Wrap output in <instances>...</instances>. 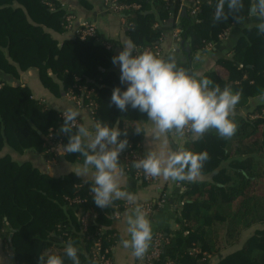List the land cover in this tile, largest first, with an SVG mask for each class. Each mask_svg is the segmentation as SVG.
<instances>
[{
	"label": "trees",
	"instance_id": "obj_1",
	"mask_svg": "<svg viewBox=\"0 0 264 264\" xmlns=\"http://www.w3.org/2000/svg\"><path fill=\"white\" fill-rule=\"evenodd\" d=\"M45 1L52 3L53 9ZM118 2L140 5L123 14L126 33L135 48L160 45L161 23L175 18L179 11V3L172 0ZM251 3L243 0L239 13H230L225 3L228 18L219 22H214L217 0H200L194 16L184 12L176 27L187 44L189 59L199 58L209 45L219 42L220 34L239 24L233 15L249 19ZM66 15L56 0H0V72L18 79L20 72L37 69L41 84L52 94L70 93L83 107L94 103L92 117L97 122L117 125L127 133L120 137L128 141L122 155L130 151L142 154L145 132H135L137 127L129 123L147 121L146 114L131 106L127 111L109 106L113 89L127 87L113 70L115 42L99 41L98 35L59 42L52 32L60 35L65 31ZM217 65L223 74L213 70L200 78L211 79L221 89L231 86L234 92L240 91L236 110L246 108L253 99L263 101L250 107L245 116L230 117L237 124L231 138H221L210 129L202 138L193 134L185 142L183 150L209 154L201 175L205 179L179 181L183 190L171 198L182 203L175 210L177 227L161 231L165 241L155 264H201L204 253L211 256L219 250L217 226H223L227 246L238 245L243 232L256 227L239 249L218 264H264V34L257 28L245 30L232 58L220 59ZM63 123L62 113L32 98L27 86L0 79V151L8 146L18 153L33 151L51 160V147L68 143V134L59 131ZM63 158L83 164L78 153ZM124 172L133 176L132 163ZM91 186L92 181H83L75 173L52 177L29 162H16L9 155L0 157V239L12 251L14 264H39V256L46 260L49 254L61 255L64 264H72L64 255L69 240L79 250L80 264H96L91 255L95 242L103 250L114 248L118 235L109 227L115 212H123L125 200L100 208ZM77 197L83 201L68 200ZM86 212L96 217L83 230L80 214ZM194 248L199 252L191 254Z\"/></svg>",
	"mask_w": 264,
	"mask_h": 264
},
{
	"label": "clouds",
	"instance_id": "obj_2",
	"mask_svg": "<svg viewBox=\"0 0 264 264\" xmlns=\"http://www.w3.org/2000/svg\"><path fill=\"white\" fill-rule=\"evenodd\" d=\"M225 3L230 13H239L244 8L243 0H217L214 22L227 20ZM233 16L239 23L244 20L238 15ZM248 16L258 21L255 27L264 34V0H252ZM134 48L128 42L118 55L112 57V63L120 68V82L127 87L123 91L120 87L113 89L109 106L114 105L121 111H127L131 106L146 114L154 125L156 138L173 131L182 135L185 129H189L197 139L210 129H215L221 138H231L236 133L237 124L230 117L240 101V91L234 92L231 86L221 89L211 79L189 74L177 67L174 60H166L152 52L134 55ZM261 97L264 98V91ZM77 116L78 113L71 109L63 112L64 123L59 130L68 134V143L63 146L62 153H78L83 157V165L75 174L86 177L91 172L90 192L100 208H107L115 200L134 203L135 196L122 190L120 185L124 171L119 154L128 147L127 139L120 137L127 136V133L117 125L110 127L100 122L90 130L77 124ZM135 132L141 133V129L137 128ZM208 159L207 151L193 153L181 149L167 156L149 152L133 166L153 178L163 176L173 181H194L202 175ZM127 225L130 239H122L121 244L125 249L130 248L135 257L142 258L152 240V223L142 208L135 207L127 217ZM78 251L69 240L64 255L72 264H80ZM39 264H64V258L49 254L45 260L40 255Z\"/></svg>",
	"mask_w": 264,
	"mask_h": 264
},
{
	"label": "crops",
	"instance_id": "obj_3",
	"mask_svg": "<svg viewBox=\"0 0 264 264\" xmlns=\"http://www.w3.org/2000/svg\"><path fill=\"white\" fill-rule=\"evenodd\" d=\"M61 7L65 10L67 15L74 17V25L77 26L80 22L93 23L97 29V35L99 41L112 40L115 42L113 55H118L123 47L131 42L124 25L122 16L116 14L105 0H56ZM195 0H187V5L192 6ZM184 14V11L179 10L175 18H169L161 23V30L163 40L161 42V48L164 53V59L174 60L177 67L183 68L200 78L206 72L215 70L218 67L217 62L220 59H231L232 51L243 36L245 30L256 28L255 25L258 21L255 18H249L237 25H233L227 29L226 37L219 42L211 44L207 47V50L199 58L190 60L187 53V44L184 43L183 47L181 42L177 41L173 34L177 31V23L179 18ZM54 38L59 42L68 39H74L70 31H64L58 35L52 32ZM113 70L120 78L119 65L113 64ZM0 79L6 81L12 85L27 86L32 94V98L39 100L46 104L49 108L55 109L60 113L65 112L68 109L74 110L78 113L77 119L81 125L93 129V125L97 121L92 117L89 110L82 108L77 103L69 98L66 93L61 91L60 96H55L48 89H46L40 82L38 77V71L35 68L29 69L19 73V78L14 79L11 76L5 75L0 72ZM126 85V84H125ZM262 99H253L249 105L240 110H234V115L245 116L250 107L261 103ZM132 127L143 129L145 132L142 142V152L148 154L149 152L164 153L167 154L174 152L175 148L181 147L183 149L185 143L179 136H173L172 132L166 136L161 135L159 138L155 137L154 125L151 121L147 120L142 123H129ZM9 155L12 160L23 163L29 162L39 171L52 176L60 177L68 173H75L77 169L83 164L67 162L63 155L53 161H46L42 155L33 151H25L18 153L8 146L3 147L0 151V157ZM120 166L121 161L119 157ZM124 171V170H123ZM79 177V176H78ZM83 181H92L91 172L86 177H80ZM205 179L204 176L197 177L196 180ZM120 185L122 190H126L135 196L134 203L140 202H155L157 204V210L148 218L152 223V236L157 232H161L165 229H175L176 223V208L177 204L171 200L172 197L179 194L183 188L179 181H173L171 179H165L163 176L158 177L153 184H144L136 180L133 176L125 174L120 178ZM131 210L120 213L117 217H114L111 221L109 228L116 231L118 235L117 244L113 248V264H143L139 258L133 255L130 248L125 249L122 244V239H130V234L127 231V217ZM218 227V226H217ZM223 234L218 236L219 250L216 254L211 255L208 264H218L223 258L233 251L239 249L249 236L254 232L256 227L243 232L240 242L235 246H227ZM0 264H14V259L11 251L4 247L2 240L0 239Z\"/></svg>",
	"mask_w": 264,
	"mask_h": 264
},
{
	"label": "built area",
	"instance_id": "obj_4",
	"mask_svg": "<svg viewBox=\"0 0 264 264\" xmlns=\"http://www.w3.org/2000/svg\"><path fill=\"white\" fill-rule=\"evenodd\" d=\"M173 2H178L179 3V10L184 11V12H188L191 16H194L198 10L199 7V3L200 0H195L192 6L187 5V0H172ZM105 2L110 6V8L116 13L122 16L123 22L125 27L127 28V25L125 23V20L123 18V14L125 11L129 10V9H139L140 5L136 4V3H119L118 0H105ZM45 4L50 8L53 9V5L52 3L45 1ZM74 17L71 15H66L65 19H64V24L63 27L65 28L66 31H70L73 35L74 38L80 39V40H85L86 38L89 37H96L97 36V29L96 26L93 23H88V22H80L77 26L74 25ZM226 32L227 30H225L224 33L219 35V40H223L226 37ZM179 31H175L173 34V37L177 40L181 42V39L179 37ZM109 47V46H108ZM144 51H149L152 52L153 54L159 56V57H164V53L163 50L161 48V44L160 45H154V46H149V47H137L134 48V55L140 54ZM88 94H90V92H88ZM67 96L71 99H73L78 106L85 108L87 110H89L90 114H93V108H94V103H90L88 105H86L85 107H83L80 102L78 101V99H76V97L70 93L67 94ZM62 118L63 115H62ZM77 124L81 125V123L77 120ZM173 136H179L181 137V140L185 143L187 140H189L192 136L193 133L189 130V129H185L183 134H179L176 133L175 131L172 132ZM182 148H175L174 152L181 150ZM50 151L53 153V158L51 160L48 161H53L57 158H59L61 155L64 156L65 153H62L63 151V145L58 142L55 146L51 147ZM146 156V154L144 153H136L133 151L128 152L125 155H122L121 153L119 154L120 157V161H121V165L123 170H128L129 169V165L132 163V165H134V162L142 159ZM133 177L138 180L141 183L144 184H153L154 182H156V180L158 179V177H151V176H146L144 171L142 169H137L133 166ZM70 202L73 203H81L83 200L80 199L79 197L77 198H73V199H68ZM182 203L177 204V208L176 211L179 210V208L181 207ZM123 207V212L124 211H128V210H132L135 207H140L143 209V211L146 213L147 217L150 218L155 211L157 210V204L155 202H140V203H128L126 200L123 202V204L121 205ZM120 207V205H114V208H118ZM175 211V212H176ZM120 213L119 212H115L114 217H117ZM96 215L91 214L90 212H86V213H82L80 214V223L82 225L83 230H86L89 220L91 218H95ZM165 241L164 235L161 232H157L155 235L152 236V240L150 242V246L147 250V252L145 253V255L142 258H139L140 261L143 264H155V261H158L160 259V255H161V248L162 245ZM199 252L196 248L192 249L190 251L191 254L197 253ZM112 254H113V249L109 250V249H102L100 246L99 242H95L94 246L91 249V255H92V259L96 264H113V259H112ZM210 256L207 254H203V258L201 259V264H203V262H208L209 261ZM166 264H171V263H166Z\"/></svg>",
	"mask_w": 264,
	"mask_h": 264
},
{
	"label": "rangeland",
	"instance_id": "obj_5",
	"mask_svg": "<svg viewBox=\"0 0 264 264\" xmlns=\"http://www.w3.org/2000/svg\"><path fill=\"white\" fill-rule=\"evenodd\" d=\"M215 70L219 73H222L223 74V69L221 67H216ZM218 236H221L223 234V230H222V227L221 226H218Z\"/></svg>",
	"mask_w": 264,
	"mask_h": 264
},
{
	"label": "water",
	"instance_id": "obj_6",
	"mask_svg": "<svg viewBox=\"0 0 264 264\" xmlns=\"http://www.w3.org/2000/svg\"><path fill=\"white\" fill-rule=\"evenodd\" d=\"M183 45H184V42L181 41V46L183 47ZM186 50H187V49H186ZM11 238H12V234L10 235V239H9V241L11 240ZM11 254H12V251H11Z\"/></svg>",
	"mask_w": 264,
	"mask_h": 264
}]
</instances>
